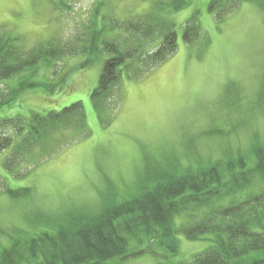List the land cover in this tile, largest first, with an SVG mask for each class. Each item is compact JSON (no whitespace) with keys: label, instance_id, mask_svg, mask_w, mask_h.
<instances>
[{"label":"rangeland","instance_id":"1","mask_svg":"<svg viewBox=\"0 0 264 264\" xmlns=\"http://www.w3.org/2000/svg\"><path fill=\"white\" fill-rule=\"evenodd\" d=\"M210 1L195 0L174 13L165 0H0V35L21 37L27 47L51 41L65 47L64 52L54 51L35 67L0 81V102L9 95L14 98L21 86L43 85L0 104V122L45 116L80 102L89 129L88 136L35 168L9 171L5 162L12 149L0 153V177L14 191H31L17 200L0 195V244L9 245L18 231L39 233L77 209H98L112 195L118 199L132 195L147 169L185 167L193 154L216 161L226 148L247 153L252 135L264 129V111L259 109L264 100V14L253 2H245L219 19L209 12ZM156 5L173 23L178 49L138 81L124 77L121 107L112 123L102 126L91 93L109 57L73 54H80L75 52L86 41L91 21L99 29L112 19L123 23L143 17ZM193 17L201 36L189 46L183 36ZM114 32L118 37L120 32ZM152 45L156 43L150 49ZM213 129L225 138L205 135ZM5 130L14 136L12 129ZM32 156L31 160L38 158L36 153ZM179 240L177 256L159 249L166 259L150 255L128 264H177L211 245L184 236Z\"/></svg>","mask_w":264,"mask_h":264},{"label":"trees","instance_id":"2","mask_svg":"<svg viewBox=\"0 0 264 264\" xmlns=\"http://www.w3.org/2000/svg\"><path fill=\"white\" fill-rule=\"evenodd\" d=\"M165 1L176 13L195 0ZM245 2H253L264 14V0H211L208 9L223 19ZM162 14L156 5L143 17L128 18L123 23L112 19L99 29L93 20L86 41L75 52L80 54H73L109 57L91 93L102 126H109L121 107L124 77L138 81L176 53L177 33ZM114 31L120 32L116 38ZM184 31V42L195 44L201 36L198 19L189 20ZM18 39L19 43L11 47ZM153 43L156 45L150 49ZM58 47L53 41L27 47L21 37L0 35V81L35 67L54 51H65L63 45ZM41 86H21L14 98L9 95L0 104L5 106L23 92ZM260 106L264 111V100ZM87 123L80 102L45 116L1 121L0 153L12 149L5 167L9 171L22 166L35 168L88 136ZM8 128L14 136L5 132ZM205 135L225 138L215 129ZM247 147L244 154L226 148L216 161L193 154L185 167L147 169L130 196L118 199L112 195L98 209H77L74 215L49 223L39 233L18 231L9 245L0 244V264H128L150 255L164 260L166 256L160 255L159 249L177 256L179 236L193 242L210 241L211 245L177 264H264V129L252 135ZM34 153L38 158L31 160ZM30 192L28 188L14 191L0 177V195L17 200Z\"/></svg>","mask_w":264,"mask_h":264}]
</instances>
